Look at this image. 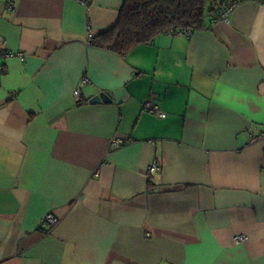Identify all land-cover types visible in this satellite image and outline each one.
I'll return each instance as SVG.
<instances>
[{
	"label": "crops",
	"instance_id": "crops-1",
	"mask_svg": "<svg viewBox=\"0 0 264 264\" xmlns=\"http://www.w3.org/2000/svg\"><path fill=\"white\" fill-rule=\"evenodd\" d=\"M123 6L0 0V264H264V0L126 57Z\"/></svg>",
	"mask_w": 264,
	"mask_h": 264
},
{
	"label": "trees",
	"instance_id": "trees-1",
	"mask_svg": "<svg viewBox=\"0 0 264 264\" xmlns=\"http://www.w3.org/2000/svg\"><path fill=\"white\" fill-rule=\"evenodd\" d=\"M208 3L209 0H124L115 26L96 36L91 34L90 42L99 49L126 57L160 34L181 35L189 30L192 35L207 29L209 21L211 24L221 21L227 2L210 9Z\"/></svg>",
	"mask_w": 264,
	"mask_h": 264
},
{
	"label": "built area",
	"instance_id": "built-area-1",
	"mask_svg": "<svg viewBox=\"0 0 264 264\" xmlns=\"http://www.w3.org/2000/svg\"><path fill=\"white\" fill-rule=\"evenodd\" d=\"M241 2H245L246 0H240ZM231 12V8H228L226 9V12L223 13V16L221 17V21H227L228 20V15L230 14ZM181 35L183 36H186L188 37L189 35H191V31H183L181 33ZM7 56H13V54L11 53H7V54H3V53H0V59L3 58V57H7ZM22 56V55H21ZM5 73V68H4V65H2L0 63V78L2 77V75ZM89 83V80L85 79L81 85L76 88L74 90V97L76 100H80L81 99V96H82V87H84L85 85H87ZM144 109L149 111V112H152V113H155V112H158L160 114H162L160 111H159V108L155 105L153 106L152 103L150 101H147L144 105ZM124 143L123 140H117V139H114L112 140V143H111V147L113 149H118L121 147V145ZM161 170V167H160V164L159 162H154L150 167H149V173H151V175H155L157 173H159V171ZM59 220L55 217V215L51 214V215H48L46 216L44 219H42V221L40 222V227L45 229V230H51L52 228L55 227L56 224H58ZM245 240V236H237L236 237V241L238 242H244Z\"/></svg>",
	"mask_w": 264,
	"mask_h": 264
},
{
	"label": "water",
	"instance_id": "water-1",
	"mask_svg": "<svg viewBox=\"0 0 264 264\" xmlns=\"http://www.w3.org/2000/svg\"><path fill=\"white\" fill-rule=\"evenodd\" d=\"M102 102H109L111 103V99L107 94L101 93L98 94L96 96H94L93 99H91L90 103L94 104V103H102Z\"/></svg>",
	"mask_w": 264,
	"mask_h": 264
},
{
	"label": "rangeland",
	"instance_id": "rangeland-1",
	"mask_svg": "<svg viewBox=\"0 0 264 264\" xmlns=\"http://www.w3.org/2000/svg\"><path fill=\"white\" fill-rule=\"evenodd\" d=\"M223 1L229 2L230 0H209L208 9H210L212 7V5H214V6L216 4L220 5L221 3H223Z\"/></svg>",
	"mask_w": 264,
	"mask_h": 264
}]
</instances>
